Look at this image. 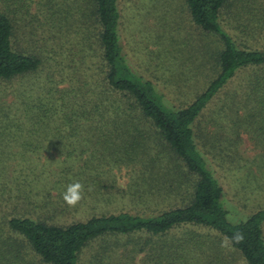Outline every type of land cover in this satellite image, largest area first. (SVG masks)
<instances>
[{"label":"rangeland","instance_id":"374dc122","mask_svg":"<svg viewBox=\"0 0 264 264\" xmlns=\"http://www.w3.org/2000/svg\"><path fill=\"white\" fill-rule=\"evenodd\" d=\"M51 2L55 10L52 16L59 21L60 31L54 36V41L43 40L44 43H37L41 50L36 53L40 65L22 81V86L28 93L23 94L21 100L24 103L20 106L30 109L34 99L40 95L48 96L52 100L50 88L61 77L67 80L62 85L66 86L61 94L62 108L65 110L77 107V113L84 116L92 99L100 104L98 98L102 99L106 94H101L102 78L97 68V58L94 56V42L89 37L86 44L79 33V30L90 23L87 17L88 3L86 0H33V4L41 8L46 4L52 5ZM118 10L120 13L117 42L121 58L120 67L123 65V69L132 76L150 81L163 94L167 106H186L195 97L196 90L201 91L203 84L215 75L217 54L222 45L218 36L203 31L194 23L186 0H120ZM40 16L41 14H38V17ZM221 18L222 28L236 43H250L257 48L264 46V0H232L227 9H222ZM77 51H80V54ZM245 72L242 70L241 76L233 77L230 82L228 79L226 84L214 93L195 118L199 137L193 133L196 148L221 188L219 201L226 210L225 218L229 222L243 221L251 214L264 210V89L253 87L252 91L255 93L242 97L241 92L246 87ZM262 74V71H258L257 75L255 72L250 79L254 76L261 77ZM74 77L78 78V81L81 78L84 87L77 89L73 86ZM115 93L110 96H116ZM9 97L10 95L6 100H9ZM17 106L19 105L15 104V107ZM113 108H117V112L121 114L122 106ZM132 124H138V127L143 129L141 139L144 149L152 148L160 153V157H165L162 154L167 155L168 146L158 135L151 121L144 120ZM56 127L57 125H26L21 121L0 119V172H12L4 188L0 185V264H27L29 258L36 259L25 246L18 252L12 250L15 263L8 253L2 251L10 244L6 237V230H9L6 220L11 216V209L18 212L23 209L35 210L37 205V212L46 217L43 221L49 225L83 221L92 216L117 213L119 210L127 213H156L162 206L165 207L162 210L173 209L168 207L166 202H162L160 197H156L158 191L148 199L151 203L158 199L157 207L152 204L146 206L138 201L130 204L132 198L124 194L129 175L123 169H110L105 172V175L110 173L115 182L114 188L108 191L109 199L104 197L106 190L87 185L86 176L89 173L76 175L72 182L82 183L85 191L77 206L68 207L62 199L64 191L59 188L60 181L56 182L54 166L70 163V149L75 151V155L79 154V158L85 159L88 165L104 164L103 170L118 160L121 153L118 152L119 140L113 135L93 136L89 133L86 140L69 142L57 137L65 136V132H62L61 128L57 129L59 133L55 132L53 129ZM119 135L124 151L130 155L131 137L121 132ZM65 156L68 158H63ZM82 162H75L74 172ZM175 165H182L177 158L174 165L168 163L160 172L154 168V173L141 174L145 178L143 182L152 186L158 187V184L163 183L164 188L157 189L161 190V197L166 201L167 179H171L169 184L179 191L178 198L182 192H187L183 181L189 179L184 177L180 168ZM182 167L187 171L184 165ZM190 174V179H193ZM48 190L50 196L47 197L45 194ZM93 191L97 195L92 198L90 193ZM87 192L91 196H87ZM46 200L50 202L48 207L41 206ZM140 205L144 209L138 208ZM51 208L56 209L53 215L60 217L59 219L49 217ZM261 231L264 243V218ZM204 236L202 232L198 238ZM220 236L221 239L216 242L208 236L205 240L184 235L179 242H170L169 239L165 242V247L175 246L178 252L183 249V253L191 262L202 260L201 254L204 250L212 259L235 256L234 251L227 252L221 247L224 236ZM136 238L143 239L144 236L130 234L98 238L92 248L102 243H111L114 248L109 257L94 260V264L119 263L122 254L118 252L126 253L127 245L131 246ZM84 248L79 256L80 264H93V259L89 261V253ZM193 250L199 252L196 253L197 257L191 258ZM140 255L136 256L137 260ZM240 256H237L238 264H246L242 255ZM222 263L225 264L223 261L215 264ZM132 264H137L136 260Z\"/></svg>","mask_w":264,"mask_h":264},{"label":"trees","instance_id":"16d2710c","mask_svg":"<svg viewBox=\"0 0 264 264\" xmlns=\"http://www.w3.org/2000/svg\"><path fill=\"white\" fill-rule=\"evenodd\" d=\"M119 1L86 0L90 23L79 30V33L86 44L89 37L94 42V56L97 58V68L102 78L101 94H106L102 99L98 98L100 104L93 98L87 113L82 116L77 113V107L65 110L62 108L61 94L66 87L62 85L67 80L61 77L50 88L52 100L48 96L40 95L34 99L30 109L20 106L24 103L21 100L23 94L28 93L22 86V81L40 65L36 53L41 50L37 43H44L43 40L54 41L53 38L60 31L59 21L52 16L55 11L53 1L52 5L46 4L41 8L34 5L33 0H0V119L21 121L34 126L57 125L53 129L55 132H58V128L65 132V136L57 137L69 142L86 140L89 133L93 136L113 135L119 139L117 135L120 132L134 136L135 140L143 129L132 123L149 120L175 157L195 176L192 198L184 206L154 215L119 212L92 216L83 221H69L62 225L46 224L43 221L45 216L37 212L35 203V210L23 209L18 212L11 209V216L6 220L9 229L6 230V237L10 244L2 251L8 253L13 263L16 261L13 259L12 250L18 252L25 246L36 256V259L29 258L27 264H80L79 256L85 247L89 253V261L93 259L91 263L94 264V260L109 257L114 248L111 243L100 245V242V246L92 248V244L97 243L100 237L141 232L153 235L178 225L195 224L214 229L223 236L231 237L236 231L242 232L243 242L232 247L240 252L246 264H264V243L261 236L264 210L251 214L243 221L226 220V210L219 201L221 188L196 148L191 128L205 104L236 71L251 69L256 71V75L258 71L263 72L261 77L254 76L250 79L244 97L255 93L252 91L253 87L264 89V46L257 48L250 43H236L222 28V9H227L232 0H186L194 23L203 31L216 34L222 45L217 54L216 76L186 106L172 108L164 103L163 94L150 81L132 76L123 69V65L120 67L117 42ZM38 14L41 16L38 17ZM74 79L72 85L81 89L83 80L80 78L78 81L76 77ZM111 93L116 96H110ZM8 95L9 100H6ZM15 104L19 106L15 107ZM113 106H122L121 114ZM70 151L71 161L68 165L54 166L56 182L60 181L59 188L63 191L67 185L73 183L72 179L76 175L84 174L88 165L85 159L79 158V154H74L73 149ZM78 161H83L82 165H78V172H74L73 166ZM11 173L0 172V185L3 188ZM49 191H46L45 196H50ZM46 201L41 206L48 207L50 202ZM55 210L51 208L49 217L57 220L60 217L53 215ZM131 248L136 247L132 245ZM122 255L125 256L124 253Z\"/></svg>","mask_w":264,"mask_h":264},{"label":"crops","instance_id":"0c3cea01","mask_svg":"<svg viewBox=\"0 0 264 264\" xmlns=\"http://www.w3.org/2000/svg\"><path fill=\"white\" fill-rule=\"evenodd\" d=\"M244 70L246 71L245 72L246 74H244V76H246V81H245L246 87L241 92L242 97H244V95L248 89V86L250 84V76H253V74L256 72V71L251 70V69H244ZM241 71L242 70L236 71L234 73V75H232L230 77L229 82L232 80L233 77L241 76V74H240ZM217 72H218V66L216 67V71H215L214 76H216ZM207 83L205 82L203 84L201 91L206 87ZM230 84L231 83L228 84L229 87H230ZM230 89H232V88H230ZM201 91H200V89H197L195 92V96L198 94V92H201ZM228 93H233V92H228ZM195 121H196V119L192 123V132L196 133V136L199 137V130H197L195 127ZM142 133L143 132H141V134L138 137H136L135 140H134V136L131 137L129 134L123 133V134H126V135L131 137V144H130L131 154L130 155H128L124 151V148L122 147L123 141L121 139V136L119 135L120 138L118 137L119 138L118 139L119 140L118 152L121 153V157L118 160H116L115 162H113L111 165H108V168H105L106 170H103L104 164H102V165L98 164V166L87 165L85 168V172L89 173V175L86 176L87 185H90V186L94 185L99 189L106 190L104 197L106 199H109L108 191H111L114 188L115 182H114V179L112 178L111 174L109 173V175H105L106 174L105 172H109L110 169L111 170L112 169H115V170L123 169L124 172H126L129 175V177H128L129 182H128L126 188L124 189V194L129 195L132 198V200L130 201V204L134 201H136V202L138 201V202H141L142 204H144L146 206H150L152 204V206L157 207V205L159 203L158 199H155V201L152 203H151V200H148V199L152 198L153 196H155V195H151V194L155 193V191L159 192L156 197H160L162 202H166L168 207L175 208V207L184 206V204L185 205L188 204L190 201V198L192 197V194H193V190H194L193 184H194L195 176L193 174L188 173L187 171H185L183 169V167H182L183 164L180 160H178V161L182 165H180V166L175 165V166H178L180 168L183 176L189 179L187 181L186 180L183 181L184 185L186 186L187 192H182V195L180 196V198H178L179 191L175 190L170 185L171 179H167V184L165 186V191H166L165 197H166L167 201L161 197V194H160L161 190L157 189L158 187L160 189H163L164 188L163 183L158 184V187H157V186H152L149 183L143 182L145 180V178L143 176H141L142 173H148V172L154 173V172H156V170H153L154 168L158 169V172H160V169H165L166 166L168 165V163L174 165V161H176V157L173 154L172 150H170L169 148L167 149V155L162 154L165 157H160L159 156L160 153L153 151L152 148H145L144 149V145L142 144V139H141ZM123 137L126 139L125 136H123ZM209 151H214V150H209ZM75 172H78V171H75ZM189 174L193 175V179H190ZM86 194H87V196L88 195L91 196L90 194H92V196H91L92 198H93V195H97L94 193V191L90 194H89V192H87ZM181 199H183V204H181ZM140 206L141 207H138V208L144 209V207L142 205H140ZM163 208H165V207L162 206L161 209L158 208V209H160V211H158L156 213L149 212V211H147V213H143L140 211L139 212H130V213L131 214H140V215H154V214H158L162 211H165V210H162ZM119 212H124V211L123 210L117 211V213H119ZM115 213L116 212H114L113 214H115ZM202 232H203V235H205L204 236L205 240H206L207 236L211 237L212 240H214L216 242H218V240L221 239L220 238L221 234L219 232H217L216 230L211 229L209 227H206L204 225H195V224L178 225V226L172 227V228H170L164 232L153 234V235H150V234H147L144 232L136 233L139 236H144V238L143 239L136 238V240L134 239L131 246L127 245V248L125 250L126 253L122 252V251L118 252L119 254L124 253L125 256L123 257V255H122L119 258L120 262L117 264H132V263H134L135 260H136L137 264H212L214 262L220 263V261L225 262V264L227 262L238 264L237 256H240L241 254L237 249H235L233 247H229V248H223L222 247V248L224 250H226L227 252L229 250L234 251L235 256H231V257L226 256V257H223L220 259L219 258L218 259H212V256L207 255L208 254L207 251L204 250V251H202V254H201V256H203V258H202V260L198 259V262H191L189 260V257L183 253V249L180 252H178V251H176L177 249H175V246H172L170 248L165 247L166 246L165 242L168 241L169 239H170V242H172L173 240L175 242H179L182 240V237L184 235H188L189 238H190V236H195V238H197V239H204V238H198L200 236V233H202ZM173 244H174V242H173ZM132 245L136 248L132 249L131 248ZM197 252H199V251L193 250L192 254H191V258L197 257L196 256ZM138 255H140V256L137 260L136 256H138Z\"/></svg>","mask_w":264,"mask_h":264},{"label":"clouds","instance_id":"9594fccd","mask_svg":"<svg viewBox=\"0 0 264 264\" xmlns=\"http://www.w3.org/2000/svg\"><path fill=\"white\" fill-rule=\"evenodd\" d=\"M84 191V185L79 181H75L66 186V189L62 194V199L68 207H75L83 199ZM243 240L244 234L240 231H236L231 237H223V239L221 240V247L229 248L235 244L242 243Z\"/></svg>","mask_w":264,"mask_h":264}]
</instances>
